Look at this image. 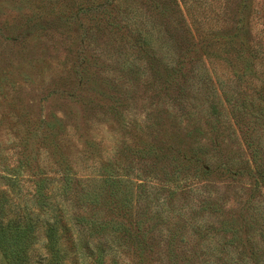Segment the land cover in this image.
<instances>
[{
  "label": "rangeland",
  "instance_id": "obj_1",
  "mask_svg": "<svg viewBox=\"0 0 264 264\" xmlns=\"http://www.w3.org/2000/svg\"><path fill=\"white\" fill-rule=\"evenodd\" d=\"M247 100L264 109V0H0V221L23 247L0 264L50 261L28 212L67 219L61 264H219L250 209L264 240V114L238 124Z\"/></svg>",
  "mask_w": 264,
  "mask_h": 264
},
{
  "label": "trees",
  "instance_id": "obj_2",
  "mask_svg": "<svg viewBox=\"0 0 264 264\" xmlns=\"http://www.w3.org/2000/svg\"><path fill=\"white\" fill-rule=\"evenodd\" d=\"M39 1V0H38ZM37 0H33L36 4H38ZM241 40V39H239ZM135 41L140 44V48L145 50L151 47V42L149 41V37L142 35V33L138 32L137 37H135ZM234 40H228L227 42H231ZM215 41L211 40L209 43H205V48L209 47L210 45L214 44ZM238 41H234L236 43ZM239 43V42H238ZM198 54V53H197ZM197 59L199 58V54L197 55ZM196 59V60H197ZM238 63H242V59L238 60ZM236 66V65H235ZM237 69V67H236ZM171 71L172 75L171 77L173 78L172 80V86L175 88L176 94L179 95L182 90L185 88V76L187 75V68L182 67V65H175L174 67L170 68L168 71ZM240 71V70H239ZM240 74L243 77V81H245V77L243 76V72L240 71ZM246 84V82H244ZM237 108L235 109L238 114L240 115V122L238 124L248 126V122H251L252 118H249V115L247 113L243 114L241 113L240 109H244L247 107L251 108V114L252 111L259 110L264 114V109L260 108L257 105H253L251 100L247 101H242L241 104L237 102ZM241 106V107H240ZM238 115V116H239ZM263 117L262 115L259 117H255V119L261 120ZM250 126V125H249ZM254 184L256 186H260L261 182H264V171L263 169H258L256 170V175L253 178ZM251 211L247 210L245 213H243L241 216V219L243 220V223H240V225L243 226V236L241 241L239 242L240 245H238V251H237V256H226L225 257H220L219 260H221V263L219 264H264V259L259 258L260 254L264 253V243H260L263 238H262V232L256 231L255 228L253 229L252 225L250 222L253 224H259V227L261 228L262 231V225L260 224V219L259 216L261 212H257V210L250 209ZM259 210V209H258ZM259 214V215H258ZM258 215V216H257ZM25 226L24 229L22 230V233L24 234L25 238L28 236L29 239L33 236L34 231L38 227L39 220L44 221V229H45V236L47 239V249L50 253L51 259L48 262V264H61L62 263V256H61V247L63 246L62 244H58L59 240L61 238L66 241L65 247L69 249V251L74 252L76 248V244L73 243V238L71 237V234L69 232L70 226L67 222V219L64 218V215L61 213H45V215L41 216L40 214H37L35 212H28L25 213ZM251 226V227H250ZM60 232V235L58 234ZM62 232V234H61ZM252 232L254 235H261L260 239L257 241L254 238L251 239L252 234L249 233ZM18 235V234H17ZM264 242V240H263ZM30 241L28 242L29 245ZM67 243V245H66ZM24 248H27L28 245L27 243L24 244ZM62 245V246H61ZM0 247L3 249V253L5 258L8 261H17L20 258V252L21 248H23L18 242H16V237L11 238L10 240L6 239L4 232L2 231V224L0 221ZM229 246H224L222 245L220 247V253L224 254V250L226 252L228 251ZM66 252L68 250L66 249ZM231 253V252H230ZM258 256V257H257ZM74 258V257H72ZM207 264H214V260L207 261Z\"/></svg>",
  "mask_w": 264,
  "mask_h": 264
}]
</instances>
